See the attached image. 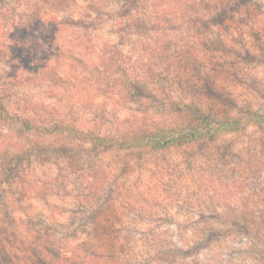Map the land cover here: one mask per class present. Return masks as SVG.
<instances>
[{
    "label": "rangeland",
    "instance_id": "374dc122",
    "mask_svg": "<svg viewBox=\"0 0 264 264\" xmlns=\"http://www.w3.org/2000/svg\"><path fill=\"white\" fill-rule=\"evenodd\" d=\"M128 13L137 17L134 28L127 26ZM157 14L172 40L181 43L159 55L179 62L171 76H178L183 89L177 93L182 98L199 99L219 112L241 109L264 114V0H0V100L12 113L27 108L34 117L31 104L41 114L57 108L80 130L93 131L115 122L130 108L147 106L146 101L126 102L116 95L117 85L108 95L105 90L110 86L97 77L104 71L114 73L115 64L105 66L108 61L103 57L109 46L119 49L116 62L128 63L141 56V50L152 55V43L142 42L150 35L142 21L149 27L148 20ZM158 34L153 33V39ZM162 117L154 119L167 124L170 119ZM215 150L225 154L222 161L214 156ZM111 157L104 154L102 164ZM111 164L115 168L106 171V180L116 178V182L104 218L114 217L112 209L122 225L133 222L124 251L140 258L152 253L148 246L152 239L175 248L200 242L204 223L216 226L214 220L205 219L210 216L207 212L217 210L228 223L235 213L252 224L251 231L243 234L234 224H218L227 230L225 234L213 236L205 248L197 247L198 253L177 257L174 264L181 260L183 264H264V252H257L264 245V231L257 225L260 219L264 223V129L250 123L238 132L217 135L205 149L184 144L128 161L122 168L118 161ZM215 169L225 174L224 183L235 180L233 185L224 187L222 177L210 174ZM56 172L53 162L34 161L22 168L13 183L14 195H6L4 201L13 210L10 218L0 204V224L8 226L3 241L31 237L46 222L43 214L58 215L64 222L65 216L70 219L63 214L74 199L64 194H49L46 199L30 195L42 185L39 178L48 181ZM199 181L207 186H198ZM19 202L29 209L17 210ZM126 203L133 205L132 210H124ZM53 221L47 222L55 226ZM74 228L84 236L82 229ZM123 230L124 226L122 235ZM142 237H149V243ZM158 260L154 257L149 264H160Z\"/></svg>",
    "mask_w": 264,
    "mask_h": 264
},
{
    "label": "trees",
    "instance_id": "16d2710c",
    "mask_svg": "<svg viewBox=\"0 0 264 264\" xmlns=\"http://www.w3.org/2000/svg\"><path fill=\"white\" fill-rule=\"evenodd\" d=\"M126 15L128 20H131L127 26L134 28L132 22L136 23L137 17L131 16L130 13ZM159 16L160 14H157L153 20H148L149 27L146 26L145 19L142 21L144 30L150 33L149 38L144 37L142 42L152 43V55L148 56L146 52V56L141 50L142 55L128 64L120 60L116 62L119 51L116 49L117 45L112 44L113 46H109L111 49L105 51L108 53L104 52L103 57L111 62H106L105 66L111 67L115 64L114 73L104 71V76L97 77L100 82L110 86L105 92L112 95L113 87L117 85L116 95L126 102L141 104V101H146L148 104L145 107L130 108L123 117L117 118L115 122H108V126L100 131L80 130L74 119L70 116L65 118L61 112L55 111L58 109L54 107V113L50 109L41 114L31 104L30 110L36 114L34 117L29 114L27 108L12 113L0 100V123L1 127H5L4 132L0 131V136L7 135L0 139V204L10 213L9 218L13 210L4 202L5 197L14 195L13 183H16L19 172L34 161L53 162L57 172L49 176L48 181L39 178L38 182H42V185L37 187V190L32 189L34 193L30 194L31 197L40 196L46 199L49 194H64L74 199V205L70 204L67 210L69 212L63 214L68 215L70 219L65 216L64 222L58 215L52 217L50 214H43L46 222L52 219L55 226L45 222L33 233L30 230V241L28 238L21 241L17 237L11 240L13 243L10 241L11 244L7 243V238L3 241L4 235H1L7 225L0 224V264H149L154 257L159 259L160 264H174L177 257L186 258L194 252L198 253L197 247L205 248L213 236L225 234L227 230L219 229L218 224H234L243 234L251 231L252 224L240 220L235 213L232 221L228 223L220 219L222 214L217 210H210L207 212L209 218L202 219L214 220L216 226L204 223L200 242L194 241L187 247L180 245L175 248L174 244L169 245L167 241L152 239L148 245L152 253L138 258L139 256L132 255L129 250L124 251L125 245L130 241L127 236L128 228L133 222L122 225L118 221L119 216L115 215L112 209L110 213L115 218H104L106 209L113 203V185L116 178L108 182L105 176L106 171H113L115 168L112 162L118 161L122 168L128 166V161H138L184 144L199 145L205 149L214 142L217 135L238 132L250 123L264 129V114L255 115V112L241 109L235 110V113L219 112L199 99H184L181 93H177L183 88L179 84L178 76H171V73L179 62H171L170 58H162L159 54H165L171 46L179 48L181 43L179 44L178 39L172 40L165 21L156 19ZM157 22H161L162 27ZM157 31L159 34L153 39V33ZM125 34L122 32V35ZM156 52L160 56L157 59ZM157 116H165V119L170 120L165 124L159 121L160 118L154 119ZM107 153L112 154V157L103 165L101 157ZM214 153L218 161L225 158V154L219 150ZM219 171L210 170V174L222 177L224 183L225 174L222 176ZM217 179L220 182V179ZM225 181L223 186L229 188L235 180ZM198 184L207 186V183L202 185L200 181ZM211 189H215V186ZM216 197L217 195L213 200ZM17 205V210L27 209L20 202ZM129 205L126 203L124 210H132L133 205ZM257 225L258 230L264 231L261 219ZM58 226L62 227L63 231L59 230ZM74 226L82 229L84 236L77 235ZM123 226L126 229L123 230L124 235L121 234ZM6 230L8 231V226ZM142 239L146 244L150 241L149 237ZM257 250L258 253L264 252V245ZM169 257L172 259L168 262ZM183 263L181 260L180 264Z\"/></svg>",
    "mask_w": 264,
    "mask_h": 264
}]
</instances>
